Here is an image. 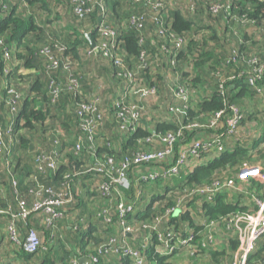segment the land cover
<instances>
[{"label": "trees", "instance_id": "obj_1", "mask_svg": "<svg viewBox=\"0 0 264 264\" xmlns=\"http://www.w3.org/2000/svg\"><path fill=\"white\" fill-rule=\"evenodd\" d=\"M81 1L0 0V130H5L11 117L15 123L9 165L5 157L0 160V181H5L0 183V210L13 204V210L18 211L17 199L32 204L41 188L60 191L69 185L71 190L70 200L57 207L63 217L53 224L42 210L16 222L24 239L29 228L36 229L32 222L37 218L46 234L45 246L35 253L18 251V257L4 264H72L79 255L97 254L113 238L122 246L128 237L116 232L118 197L115 193L103 195L101 177L90 171L98 163L104 164L110 157L119 163L139 152L159 150L164 147L161 138L182 132L171 158L144 168L147 172L163 169L187 144L216 138L231 116V104L245 115L240 125L244 136L264 121V0H152L162 4L157 10L149 0H98V4L92 3L89 14L80 16L74 8ZM103 16L105 25L115 32L113 38L104 37L98 30ZM86 32H92L95 48ZM102 42L108 44L110 55ZM46 47L51 59L44 53ZM54 61L58 64L53 65ZM124 73L133 75L137 89H155L149 95L143 96L141 91V96L136 93L126 98V104L137 106L140 112L136 120L127 111L122 116L123 110L116 104L129 86ZM253 75H259L255 86L248 83ZM72 80L79 83L76 91L69 89ZM180 88L188 95L187 100L176 96ZM15 94L20 97L12 111L10 101ZM84 104L97 109L84 112ZM221 112L220 121L211 127ZM90 118L96 122L94 141L84 127ZM4 140L9 142L6 136ZM78 144L81 150H77ZM54 149L59 154L56 167L42 172L37 167V155ZM255 149L257 153L252 154ZM202 151V156L216 152ZM257 161H264V132L253 139L251 148L238 142L233 151L198 165L164 204L154 207L150 203L137 214L139 222L133 225L136 230L128 239L139 246L141 233L150 232L152 244L134 248H142L155 264H177L174 254L157 251L155 230L164 232L174 226L184 237L188 228L201 230V235L206 230L196 224L190 211L176 217L168 210L175 208L178 199L203 201V194L186 195L193 188H207L234 177L242 165ZM12 180L17 183V197ZM85 181L91 185L97 182V186L87 190ZM162 182L159 176L154 183L142 185L157 193L155 188ZM129 192L131 198L135 196L136 187L127 192V199ZM142 192L138 205L148 196ZM106 208L113 213L112 223L97 217ZM203 209L209 220L221 222V217L244 208L218 194L214 201L204 202ZM87 215L86 224L96 225L98 230H85L84 223L78 225ZM2 216L9 218L7 213H0ZM8 237L14 243L9 233ZM238 244L233 240L224 250L211 245L194 255H202L198 264H234ZM112 256L99 255V263L93 264H108ZM119 258V264H133L129 256ZM263 260L264 236L247 264H263Z\"/></svg>", "mask_w": 264, "mask_h": 264}, {"label": "built area", "instance_id": "obj_2", "mask_svg": "<svg viewBox=\"0 0 264 264\" xmlns=\"http://www.w3.org/2000/svg\"><path fill=\"white\" fill-rule=\"evenodd\" d=\"M141 1V0H136ZM153 8L157 10V8L161 7L160 2H153L149 0ZM98 0H82L79 4H77L74 8L75 12L83 16L85 14H89L92 11V3H97ZM102 3V1H101ZM90 4V5H89ZM98 4V3H97ZM103 12L106 13V7L103 3ZM105 16L102 18V22L98 28L99 32L106 38H113L115 32L113 29L109 28L104 23ZM103 47L106 49V53L110 55L111 49L108 48V44L101 43ZM44 53L50 57V48L46 47ZM58 62L54 61L53 65H57ZM118 64L121 65V62L118 61ZM126 77L129 78V86L126 89V93L122 96H119L116 99V104L120 108H122L123 112L121 115H124V111H127L131 114V118L136 120L140 116L139 110H137V106H129L126 104V98L129 94L138 93L139 96L142 90L136 88V83L131 73L126 74ZM259 75H253L249 77L248 83L255 86L257 85V79ZM79 83L77 80L70 81L69 89L77 90ZM8 89V88H7ZM9 92L15 93L11 88L8 89ZM59 89L56 88L55 95H57ZM155 92V89L152 90H143V96L149 95ZM176 96L187 100L188 95L186 94L183 88H180L176 92ZM20 97V94H15V98L11 99V110L14 111L16 108L17 99ZM84 112H94L96 111V107L92 104H84L82 105ZM229 111L231 112V116L225 122L224 130L214 139L212 140H198L193 142L192 144H187L182 147L178 151V155L176 160L173 161L172 164L167 167L154 169L147 172L144 168L147 165H151L152 163H161L162 161L169 159L173 156L175 152V146L178 139L182 136V132H179L177 135L167 134L165 137L161 138L164 143V147L150 152H139L134 155L133 158H124L121 162L117 163L114 157H110L106 163H98L95 167L91 168L90 171L95 172L98 176L101 177L102 181L100 182V189L102 194L105 196H112L114 193L118 197V205L115 208V213H117L119 218V224L122 228V232L127 234H133L136 230L133 227V224L128 219L130 213L134 210V204L127 199V192L132 187H138L139 182L151 183L157 180L159 176H175L180 174L181 168L187 165L191 159L200 158L203 153V149L207 150H216L219 152L225 151V143L228 139L232 137L239 136L241 132V123L245 117L244 113L240 108L235 105L228 106ZM223 113H218L215 119L211 122V127L215 126L219 121ZM128 121V120H126ZM5 130H0V160L2 157L7 160L10 155V146L13 142V135L15 134V123L14 120H11L6 125ZM85 130L89 133L91 140L94 141V135L96 129V122L93 118L87 119L84 124ZM9 138V142L7 143L4 140V137ZM150 140V139H149ZM151 141V140H150ZM77 150H81V144L77 145ZM58 152L56 149L51 151L49 154L45 152H41L36 157L37 167L42 172H47L48 170H53L57 165V156ZM7 165L8 160H7ZM135 171L136 177L138 179H132L131 174ZM242 176L247 178H255L264 182V167L256 165V166H246L242 170ZM135 177V178H136ZM14 193L17 197L18 189L16 186V181L12 180ZM234 180L230 179L223 184L220 182H216L213 186L199 189L193 188L192 191L188 192L186 195L196 196V193L203 194L205 196V200L207 202H212L214 198L221 194L225 189L230 188L234 185ZM70 186L66 185L62 190L55 191L51 188H41L36 191V199L32 202V204L28 205L26 200H18V211H14L12 207L8 209L0 210V213H7L9 216L8 223V233L10 239L19 245L25 253H35L40 248L43 247L42 239L40 238L39 232L35 228H29V231L24 239H22L17 230L16 222L18 220H25L29 217L30 214L36 213L39 211H45L48 213L49 218L48 221L53 224L57 219L63 217V213L58 210V206L63 205L66 201L70 199ZM2 193L0 189V194ZM44 194L47 196L43 197ZM115 196V195H114ZM183 201L179 200V205ZM256 209L254 211H239L236 213H232L223 218V223L225 227L235 233L238 239V248L234 258V264H247L248 258L250 254H252L257 246L258 240L264 236V196L263 197H255ZM175 208L168 210L169 213L173 212ZM113 213L109 209H103L98 213V217L103 218L105 222L112 223L113 221ZM221 222H217V220H209L206 223L205 233L199 236L193 234L187 238H184L180 241L181 244L188 246L192 254H195L197 251L209 248L211 245L216 243V236L214 234V229L217 228L218 224ZM146 228H149V225H146ZM155 229V228H154ZM157 240L163 248L167 250V254H171L177 250V245L175 241L178 240L179 234L175 229L170 228L167 233L162 232L160 230H155ZM116 239L113 238L109 244L103 245V247L99 248V252L97 254L85 255L93 263H99V255H104L107 253H112L113 255H117L119 257L129 256L130 258H134V264H148V257L145 255L142 249H137L123 239L122 246L116 245ZM160 253H164V250L159 248L157 250ZM81 256L75 257L72 260V264H82L80 261ZM155 263V262H154Z\"/></svg>", "mask_w": 264, "mask_h": 264}, {"label": "crops", "instance_id": "obj_3", "mask_svg": "<svg viewBox=\"0 0 264 264\" xmlns=\"http://www.w3.org/2000/svg\"><path fill=\"white\" fill-rule=\"evenodd\" d=\"M58 9H60V7ZM11 120H14V119H12V117H11V119H9V122ZM260 125H261V129H263V131H258L257 132L256 130L252 129V132L247 137L244 136L243 133L240 132L239 136L232 137V138L228 139L227 142L225 143V151H227V150L228 151H233V149L235 148L236 143H238V142L240 144H242V145L246 144V147L249 146V148H251V144H252L253 139L260 137L262 135V133L264 132V121L261 122ZM203 136H205V135H203ZM243 137H245V138L243 139ZM229 142H234V143L230 144ZM214 151H216V150H214ZM225 151H223V152H225ZM256 151H258V149L251 150V153L252 154H256L257 153ZM220 153H222V152L216 151L213 155L209 154V155H204V156H202L199 159H191L190 162L187 165H185V166H183L181 168L180 174H178L177 176L176 175L175 176L169 175V176H166V177L162 176L163 182L161 184H159L158 192L157 193L154 192V194H153L154 197L153 196L151 197L149 195L147 197H145V202H142V204H144V207L141 208L142 204L138 205L139 209H138V213L137 214H139L140 212L145 211L146 208L149 207L151 201L153 199H155L156 195H157L156 197H158L157 199L162 198V195H165L166 197H167V195L169 197L174 195V190L177 187H180L181 184H183V182H184L183 181V182L177 183L176 180L173 179L174 177H178V176L183 174L184 178H186V176L193 169H195L198 165L207 163L209 160H212L213 158H216ZM256 165L264 167V161H257L256 163H253V164H244L238 169V171H237V173L235 174L234 177L229 176L225 180L220 182V184H223L224 182H226V181H228L230 179L234 180V182H235L234 185L232 187H230V188H224L225 190L221 193V195L225 196V199L227 200L228 203L238 204L240 207H243L244 209L242 211H254L256 209L255 197H263L264 196V182H261L260 180L255 179V178H247V177H243L242 176V170L246 166H256ZM152 168H155V167H152ZM96 178H97V180L99 179L98 177H96ZM134 179L136 180L138 178L136 177ZM152 183H154V182H151L149 184H152ZM85 184L87 186V190H92V187H94V185L97 186V182H95V184L91 185L88 181H85ZM142 194H143V192L141 190H139V187L138 188L136 187L135 197L131 198L129 196L130 195V192H129L128 200L131 201V202H133V201L135 202V200H136L138 202L139 198L141 197ZM6 197H7V194H6ZM6 197H4V198H6ZM179 200L180 199H178V202H179ZM191 200H189V201H191ZM188 202H183L180 205L178 203L175 206V210L173 212L169 213V214L178 217V216H180V215H177L178 213L182 214L184 212L186 213V212H189V211H193L194 213L196 212V214L200 213L204 217H200L199 216L197 218L194 215V218L196 219V224H198V225H199V221L203 220V219H200V218H204L205 220L202 221V226L205 228L206 227V223H208V221H209V218L205 215V213L203 211L204 209H203V206H202L203 205L202 202H206V200L203 199V201H199V202H193V200H192L191 202H189V203ZM160 203H162V202H160ZM190 203L192 204L191 206H190ZM9 206H11L12 209H13V204H10ZM156 206L157 205L155 204L154 207H156ZM184 206H186V207H184ZM181 207H182V209H181ZM2 217H4V218H0V264H4V263L9 262V259L12 258V257H16V256L18 257V255L16 253L18 251H23L24 252V250L19 245L14 246L13 245L14 243H12L9 240V237H8L9 218L7 216H2ZM87 217H88V215L84 216L83 218H81L78 225L84 223V229L85 230H87L88 228H89V230H98L96 225H90V224L88 225V224H86ZM132 218H131L130 222L133 225H136L139 222L137 220L138 219L137 215H136V217L134 219H132ZM221 218H224V216L221 217ZM198 219H200V220H198ZM38 222H39V220L37 218H33L32 224L34 225V227L37 226L36 229L38 230L40 238L42 239L40 232L43 231V229H40L41 228L40 227L41 224H38ZM96 224H98V222H96ZM117 228H118L119 231H116V232L120 233L121 235L124 234L122 232V228L119 226V224L117 225ZM99 229H100V231L102 230V228H99ZM169 229L170 228L164 230V232L167 233L169 231ZM172 229H175L176 232H178V230L174 226L172 227ZM213 232H214V234L216 236V243L214 245L217 246L218 250L229 249V246L231 245V241H233V240L238 241L237 235L235 233H232L231 231H229L225 227L223 221H221V223L218 224L217 228H215ZM52 233H55V232L52 231ZM200 233H201V230H196V229H188V233H187L186 237H184V236H182V235H180L178 233L179 234V238H178L177 241H175V243H176L178 248H177V250L175 252L171 253V254L175 255V258L177 259V261L180 259L179 257H181V256L183 257V256L187 255L193 260L192 263H194V264H198L199 262L200 263L202 262L201 261L202 260V255H200V254L199 255L192 254V251H191V249L188 246L183 245V244L180 243V241H182L184 238H187V237H189L190 235H193V234L199 236ZM126 236L128 238H132L133 234H127ZM220 237H222V239L224 240V243L222 242L219 245L217 240ZM128 238L126 239V241L132 247H139L140 245H141V247H149L152 244L151 243L152 237L150 235V232H142L141 233V235L139 236V238H140V245L139 246H134V243L131 242L132 240L130 241ZM135 238L136 237H134L133 239H135ZM42 242H43V240H42ZM159 248L164 250V253H161V254H167L168 253L167 250L165 248H163L162 245H160L159 242H158L156 244V249L158 250ZM78 255L79 254L77 253L76 256H78ZM83 256H85V255H83ZM83 256H81V257H83ZM119 259H120L119 256L113 255L110 259H108V264H119L118 263ZM92 264H93V262H92ZM148 264H155V263L148 260ZM263 264H264V260H263Z\"/></svg>", "mask_w": 264, "mask_h": 264}, {"label": "rangeland", "instance_id": "obj_4", "mask_svg": "<svg viewBox=\"0 0 264 264\" xmlns=\"http://www.w3.org/2000/svg\"><path fill=\"white\" fill-rule=\"evenodd\" d=\"M98 63V62H97ZM99 64V63H98ZM101 66V65H100ZM254 130H256L257 132L258 131H263V129H261V125L260 126H258L257 128L256 127H254ZM245 137H243V139H244ZM4 168H6V164H4ZM177 176V175H176ZM182 176V177H181ZM136 177V173H135V171H133L132 172V174H131V178L132 179H134ZM173 179H175L176 180V182L177 183H180V182H183L184 180H185V178H184V175L182 174V175H180V176H178V177H174ZM5 181L3 180V182L2 181H0V183H4ZM150 185V184H149ZM139 190H144L145 191V193H146V195H149V196H153L154 197V192L155 191H152L151 189H148V190H146L145 189V186H143L142 185V182H139ZM137 187V188H138ZM158 188L159 187H156L155 189L158 191ZM5 190H8V187H7V189H5ZM172 191V190H171ZM157 196V195H156ZM156 196H155V198H156ZM133 197H135V196H133ZM168 198H170L168 195H167V197L165 196V195H162V198H160V199H153L152 201H151V204H156L157 206H159L160 204H164L166 201H167V199ZM160 202H162V203H160ZM133 204H134V210L130 213V219H129V221L131 220V218L132 219H134L135 217H136V215H137V213H138V209H139V207H138V204H136V200H135V202L133 201L132 202ZM203 203V205L202 206H204V202H202ZM144 207V204H142L141 205V208H143ZM193 210V209H192ZM191 213H189L192 217H194V215L198 218L199 216L200 217H204L203 215H201L200 213L199 214H196V212L194 213L193 211H190ZM186 214H187V212H186ZM177 215H180V213H178ZM200 219H203V220H205L204 218H200ZM200 219H198V220H200ZM203 220H201V221H199V225H202V221ZM132 224V223H131ZM189 229V228H188ZM41 233V237H42V240H43V247L45 246V240H46V234H45V232H44V230L43 231H41L40 232ZM218 243H219V245L223 242L224 243V240L222 239V237H220V238H218ZM215 246V245H214ZM42 247V248H43ZM139 249H142V248H139ZM189 254V253H188ZM121 257H122V255H121ZM180 259L178 260V262H177V264H194V263H192V259L189 257V256H187V255H185V256H181V257H179ZM132 260L134 259L133 257L131 258ZM133 264H134V260H133Z\"/></svg>", "mask_w": 264, "mask_h": 264}, {"label": "water", "instance_id": "obj_5", "mask_svg": "<svg viewBox=\"0 0 264 264\" xmlns=\"http://www.w3.org/2000/svg\"><path fill=\"white\" fill-rule=\"evenodd\" d=\"M85 36L89 40V42L91 43V46L95 48L96 47V43L93 40L92 32H86ZM80 261H81L82 264H92V261L87 256L81 257Z\"/></svg>", "mask_w": 264, "mask_h": 264}]
</instances>
